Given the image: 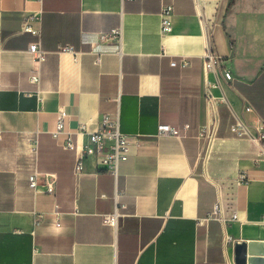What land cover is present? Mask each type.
Masks as SVG:
<instances>
[{"label": "crops", "instance_id": "1", "mask_svg": "<svg viewBox=\"0 0 264 264\" xmlns=\"http://www.w3.org/2000/svg\"><path fill=\"white\" fill-rule=\"evenodd\" d=\"M169 1L162 34L163 0H0V264H264V155L230 130L240 120L264 131V0ZM33 15L39 39L22 30ZM114 29L120 40L101 41ZM38 40L41 64L28 52ZM208 49L231 82L205 70ZM35 71L42 104L27 95ZM104 115L119 119L130 154L117 178L92 158L75 175L65 139L82 148L79 129ZM159 125L181 135L157 138ZM35 142L38 179L55 178V194L30 187Z\"/></svg>", "mask_w": 264, "mask_h": 264}, {"label": "built area", "instance_id": "2", "mask_svg": "<svg viewBox=\"0 0 264 264\" xmlns=\"http://www.w3.org/2000/svg\"><path fill=\"white\" fill-rule=\"evenodd\" d=\"M174 4L169 0H163L162 12H161V32L162 34H170L173 31V16H174ZM40 21L38 15L29 17L23 24V32L31 33L34 36L41 37V29L32 26V21ZM101 41L120 40L121 29H114L109 33H102L100 35ZM3 36L0 30V51L3 50ZM59 51L69 52L76 54V50L72 45L61 46ZM28 52L33 57L37 64H41L46 60L47 52L43 49L40 40L33 42L29 45ZM102 56H97L95 59L96 64H100ZM183 66H187L188 62L183 61ZM204 66L208 73L217 74L222 73L224 80L231 82L233 76L229 70L227 60L222 56L215 53L213 50L208 49L204 55ZM30 82L36 86L35 92H29L27 95H36L40 104L43 103L42 92L39 89L41 83V76L38 71H35L30 76ZM220 82L216 80L209 83V89L219 88ZM209 98L214 99L212 94L208 95ZM224 101V99H221ZM66 113L59 112L55 129L52 131V137L56 140L60 139L65 127ZM231 132L241 139H247L257 144L261 148V153L264 155V131H258L257 134H253L249 126L244 121H236L230 127ZM206 133L204 130L203 133ZM87 134L88 139L85 145L80 148L78 141H73L71 136L65 139L63 147L66 150L75 151L77 153V159L74 166V174L80 175L85 171V162L87 159H95L96 165L100 170L106 171L112 174L114 177L119 175L120 163L126 160L130 154V142L128 137L121 131L120 122L117 117H111L110 115H104L99 127L92 132H87L85 127L79 129L78 136ZM181 130L173 128L170 125H159L158 132L155 135L157 138L168 136H180ZM31 158V173L29 175L30 187L35 191H40L49 194H55L56 192V180L48 175L43 183H40L38 179L39 172V148L35 142L30 149ZM245 180L244 176H242ZM219 207L217 206L213 214H217ZM120 213L116 211L114 214L105 215L104 222L112 227H117L118 218ZM59 225V223H58Z\"/></svg>", "mask_w": 264, "mask_h": 264}]
</instances>
